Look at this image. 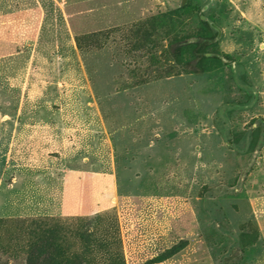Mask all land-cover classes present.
Segmentation results:
<instances>
[{"label": "rangeland", "instance_id": "rangeland-1", "mask_svg": "<svg viewBox=\"0 0 264 264\" xmlns=\"http://www.w3.org/2000/svg\"><path fill=\"white\" fill-rule=\"evenodd\" d=\"M191 2L177 12L165 0H0V64L16 68L7 102L26 73L34 103L75 99L81 68V91L104 113L140 116L111 206L89 217L62 213L61 174L14 172L0 153V264H264V0H214L207 17L222 36L210 51L229 60L204 75L167 50L199 31L205 1ZM73 157L42 163L72 168ZM65 205L77 207L68 194Z\"/></svg>", "mask_w": 264, "mask_h": 264}, {"label": "crops", "instance_id": "crops-1", "mask_svg": "<svg viewBox=\"0 0 264 264\" xmlns=\"http://www.w3.org/2000/svg\"><path fill=\"white\" fill-rule=\"evenodd\" d=\"M15 69L8 62L0 64V153L13 159L9 168L14 172L34 170L61 174V210L67 217H89L105 211L114 195L115 175L124 153L120 148L136 146L138 150L134 137L139 134L140 116L104 113L101 100L91 97V92L87 95L81 91L87 88L81 68L78 70L81 82L76 88L81 96L70 101L59 100L54 105L42 99L34 103L26 73L19 79L18 99L10 104L6 99L13 97ZM30 147L34 149L29 150ZM102 147L108 148L110 163L99 168L97 159ZM68 153L74 155L72 168L42 163L48 154L66 156ZM84 153L87 159L82 158ZM28 154L32 155L35 165L22 162L21 155ZM35 154L38 156L33 157ZM67 194L76 203L74 211H66Z\"/></svg>", "mask_w": 264, "mask_h": 264}, {"label": "trees", "instance_id": "trees-1", "mask_svg": "<svg viewBox=\"0 0 264 264\" xmlns=\"http://www.w3.org/2000/svg\"><path fill=\"white\" fill-rule=\"evenodd\" d=\"M192 8V2L189 0L182 5L177 12H188ZM200 12L199 23L200 29L191 39L175 40L168 45V55L173 66L183 70V72L192 75H204L224 66H228L229 58L225 55L213 53L210 50L217 45L218 33L210 26L209 21L202 20ZM209 55V56H208ZM226 60L227 62H224ZM234 76L239 87L246 91L250 102L255 99L256 93L250 85L241 80V70L235 68ZM224 109V108H223ZM259 131V127L253 132ZM253 145L258 146V137H254ZM231 192L226 189V193Z\"/></svg>", "mask_w": 264, "mask_h": 264}, {"label": "water", "instance_id": "water-1", "mask_svg": "<svg viewBox=\"0 0 264 264\" xmlns=\"http://www.w3.org/2000/svg\"><path fill=\"white\" fill-rule=\"evenodd\" d=\"M189 0H182L180 4H176L170 0H165L166 4L171 8V9H179L182 5H185ZM203 2L205 0H202ZM210 1H214V0H210ZM210 9V6L209 4H207V10ZM202 20L203 21H208V18L207 17H202ZM210 26L213 30H215L217 33H218V36H217V40H219L222 36V30L219 29L214 23H210ZM209 56V55H208ZM224 62H226V60H224Z\"/></svg>", "mask_w": 264, "mask_h": 264}, {"label": "flooded vegetation", "instance_id": "flooded-vegetation-1", "mask_svg": "<svg viewBox=\"0 0 264 264\" xmlns=\"http://www.w3.org/2000/svg\"><path fill=\"white\" fill-rule=\"evenodd\" d=\"M207 4H209V6H210V9H209V10H207ZM214 7H215V2H214V1L205 0L204 8L201 9L202 16H203V17H207V14L209 13V11H210L211 9H213ZM207 18H208V17H207ZM208 21H209V19H208ZM210 23H212V22H210ZM226 62H227V61H226Z\"/></svg>", "mask_w": 264, "mask_h": 264}]
</instances>
